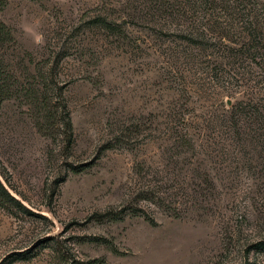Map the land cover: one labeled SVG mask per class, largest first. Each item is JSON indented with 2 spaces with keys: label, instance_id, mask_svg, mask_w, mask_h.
I'll use <instances>...</instances> for the list:
<instances>
[{
  "label": "rangeland",
  "instance_id": "obj_1",
  "mask_svg": "<svg viewBox=\"0 0 264 264\" xmlns=\"http://www.w3.org/2000/svg\"><path fill=\"white\" fill-rule=\"evenodd\" d=\"M184 1L0 0V163L25 209L0 210V264H48L54 242L103 264H264V129L242 110L255 81L264 97V2L202 0L196 54Z\"/></svg>",
  "mask_w": 264,
  "mask_h": 264
},
{
  "label": "trees",
  "instance_id": "obj_2",
  "mask_svg": "<svg viewBox=\"0 0 264 264\" xmlns=\"http://www.w3.org/2000/svg\"><path fill=\"white\" fill-rule=\"evenodd\" d=\"M202 0H185L181 3V9L178 11H174L176 15H180V18H182V24L180 25L183 28V31L181 32L184 35V41L192 47L194 52H197L200 50L201 45L200 40L202 39V33L197 28V20L196 15L198 12V6L201 3ZM210 1V0H209ZM264 2V0H261ZM2 2H0V7L2 6ZM263 11H264V5H263ZM190 15V16H189ZM189 16V17H188ZM192 17L191 21L188 20V18ZM95 25L101 27L103 30L115 33V30L113 27L104 20H98L94 22ZM186 24L185 27L183 25ZM261 27H264L262 24H260ZM254 40V37H252ZM12 42V39L9 35V29L0 22V47L5 43ZM196 56V55H194ZM198 56V55H197ZM1 60V59H0ZM190 60V59H188ZM194 60V59H193ZM196 60V59H195ZM0 104L11 97L12 95V87H13V81H11V77L4 71H1L0 67ZM259 83L254 82L250 86V88L253 92L249 93L252 97L255 96V100H248L247 102L243 103L242 105L244 108L242 110L244 111V114L246 116V120H252L255 121V115L259 116L262 120V125L264 129V97L260 96L258 94V91L260 90L258 87ZM213 95L211 91L209 92ZM65 122L62 124V127L65 129V141L69 143L71 138V128L69 120L67 119V116L65 117ZM36 127L38 128V131H41L40 124H36ZM40 128V129H39ZM264 135V134H263ZM8 175L6 174L5 169L2 167L0 163V210L5 212L8 215H13L14 211H24L22 205L20 202L15 199L8 190ZM98 221L99 220H106V221H115L116 217L114 214H112L111 211H106L104 213L96 214ZM48 241H52L49 239L42 240L38 243V246H41L42 243H46ZM51 243V242H50ZM49 243H46L43 248H46L49 250V260L48 264H103V259L101 258H95V259H88V258H81L77 256L73 250L69 247H66L60 242H54L48 246ZM250 250H254L256 252L264 253V237L251 246H249ZM113 253V250H112ZM36 256V254L32 253L31 249H27L23 252L14 254V257H17L13 262L15 261H29L33 259Z\"/></svg>",
  "mask_w": 264,
  "mask_h": 264
},
{
  "label": "water",
  "instance_id": "obj_3",
  "mask_svg": "<svg viewBox=\"0 0 264 264\" xmlns=\"http://www.w3.org/2000/svg\"><path fill=\"white\" fill-rule=\"evenodd\" d=\"M226 105H228V106H229V105H230V102H229V101H227Z\"/></svg>",
  "mask_w": 264,
  "mask_h": 264
}]
</instances>
